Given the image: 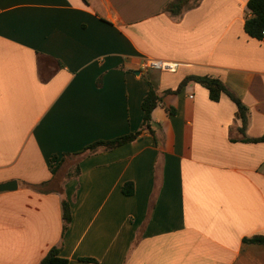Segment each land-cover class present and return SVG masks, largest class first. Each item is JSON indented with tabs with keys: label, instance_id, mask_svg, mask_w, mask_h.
<instances>
[{
	"label": "crops",
	"instance_id": "0c3cea01",
	"mask_svg": "<svg viewBox=\"0 0 264 264\" xmlns=\"http://www.w3.org/2000/svg\"><path fill=\"white\" fill-rule=\"evenodd\" d=\"M171 1L0 0V184L17 181L0 191V264H38L55 245L68 264H264V244L244 241L264 235V141L245 139L264 134V38L244 29L248 0L178 14ZM187 75L241 98L244 134L228 95L177 91ZM150 86L162 101L146 126Z\"/></svg>",
	"mask_w": 264,
	"mask_h": 264
},
{
	"label": "trees",
	"instance_id": "16d2710c",
	"mask_svg": "<svg viewBox=\"0 0 264 264\" xmlns=\"http://www.w3.org/2000/svg\"><path fill=\"white\" fill-rule=\"evenodd\" d=\"M190 0H174L167 4L166 9L173 14H178L184 8V6ZM247 16L244 22V29L249 36L255 38H262V31L264 29V0H248L247 1ZM193 80L201 85L205 86L209 91V97L213 101H218L222 94L228 95L231 100L236 104L237 116L241 119V126L239 131L244 134L248 123V107L243 103L241 98L232 92L227 85L218 77H213L209 75H187L177 88L179 91L183 85L188 81ZM172 91V90H168ZM162 101V96L156 91L153 86H150L147 94L144 96L141 107L143 110L142 125L149 126L150 120L152 118L151 114L153 109ZM138 134L137 132L125 134L118 136L109 140H97L89 145H87L81 153L87 151H92L96 148L111 149L118 145H121L127 141L132 140ZM251 141H264V134L256 138H245ZM56 158V157H55ZM53 159L52 162H55ZM62 160L58 164H51L50 170L53 174L52 181L58 186L61 184L62 178L59 173V168L61 167ZM78 172V167L75 168L74 173ZM47 183V182H45ZM123 193L130 195L133 193L132 182H127L122 187ZM62 211L64 225L63 230L66 229L68 223L71 221V208L67 200L62 201ZM244 241L248 243H259L264 244V235H253L251 237H245ZM61 246H52L46 255L40 260L38 264H68V259L61 256Z\"/></svg>",
	"mask_w": 264,
	"mask_h": 264
},
{
	"label": "built area",
	"instance_id": "2783aa9c",
	"mask_svg": "<svg viewBox=\"0 0 264 264\" xmlns=\"http://www.w3.org/2000/svg\"><path fill=\"white\" fill-rule=\"evenodd\" d=\"M262 37L264 38V29L262 31ZM177 67H178L177 62L160 60V59H146L143 62V69L156 68L161 70L176 71Z\"/></svg>",
	"mask_w": 264,
	"mask_h": 264
},
{
	"label": "water",
	"instance_id": "95a60500",
	"mask_svg": "<svg viewBox=\"0 0 264 264\" xmlns=\"http://www.w3.org/2000/svg\"><path fill=\"white\" fill-rule=\"evenodd\" d=\"M17 187L16 180H10L5 183L0 184V191L5 189H15Z\"/></svg>",
	"mask_w": 264,
	"mask_h": 264
}]
</instances>
